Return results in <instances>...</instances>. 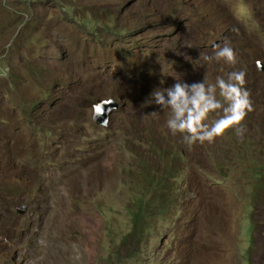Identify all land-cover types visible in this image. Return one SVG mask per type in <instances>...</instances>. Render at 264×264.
<instances>
[{"label":"rangeland","instance_id":"obj_1","mask_svg":"<svg viewBox=\"0 0 264 264\" xmlns=\"http://www.w3.org/2000/svg\"><path fill=\"white\" fill-rule=\"evenodd\" d=\"M4 68L0 264H264V0H0ZM241 68L242 136L187 146L150 100Z\"/></svg>","mask_w":264,"mask_h":264},{"label":"clouds","instance_id":"obj_2","mask_svg":"<svg viewBox=\"0 0 264 264\" xmlns=\"http://www.w3.org/2000/svg\"><path fill=\"white\" fill-rule=\"evenodd\" d=\"M213 48L211 55H203L204 61L222 60L230 66L237 64V53L229 43L213 45ZM257 67H261L259 61ZM7 72L8 69L4 68L0 74L7 76ZM245 75L241 68L228 72L226 78L217 76L215 83H209L206 78L191 85L177 81L163 90L154 88L150 100L162 109H168L167 129L173 135L179 133L187 146L204 142L211 144L214 138L222 136L229 128L239 137L245 130L242 121L252 111ZM94 111L100 113L101 107L94 106ZM209 114L218 118L209 123Z\"/></svg>","mask_w":264,"mask_h":264},{"label":"water","instance_id":"obj_3","mask_svg":"<svg viewBox=\"0 0 264 264\" xmlns=\"http://www.w3.org/2000/svg\"><path fill=\"white\" fill-rule=\"evenodd\" d=\"M258 69L262 70L263 69L262 65ZM119 102H120L119 99L116 100L114 98H109V99H103L99 101L98 103H96L94 106L99 105L101 107V111L98 114L95 113L94 106H93V114H92L93 121L98 125L106 126L111 112L115 110L116 108H118ZM26 208H27L26 205H22L21 207L16 208V211L22 214L25 212Z\"/></svg>","mask_w":264,"mask_h":264}]
</instances>
